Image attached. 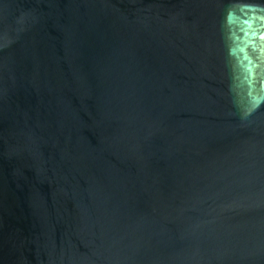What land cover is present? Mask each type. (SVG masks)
I'll use <instances>...</instances> for the list:
<instances>
[{
    "label": "water",
    "instance_id": "1",
    "mask_svg": "<svg viewBox=\"0 0 264 264\" xmlns=\"http://www.w3.org/2000/svg\"><path fill=\"white\" fill-rule=\"evenodd\" d=\"M0 264H264V0H0Z\"/></svg>",
    "mask_w": 264,
    "mask_h": 264
}]
</instances>
